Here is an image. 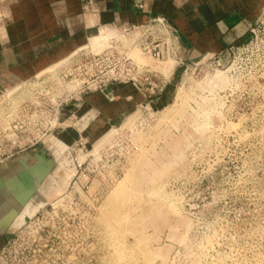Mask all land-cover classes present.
I'll list each match as a JSON object with an SVG mask.
<instances>
[{
  "label": "rangeland",
  "instance_id": "1",
  "mask_svg": "<svg viewBox=\"0 0 264 264\" xmlns=\"http://www.w3.org/2000/svg\"><path fill=\"white\" fill-rule=\"evenodd\" d=\"M254 9L243 43L184 67L135 51L167 77L162 95L115 120H63L43 161L0 166L1 204L19 180L31 191L11 216L0 210V264H264V0ZM100 28L54 72L78 77L84 54L107 45L95 38L115 33Z\"/></svg>",
  "mask_w": 264,
  "mask_h": 264
},
{
  "label": "crops",
  "instance_id": "2",
  "mask_svg": "<svg viewBox=\"0 0 264 264\" xmlns=\"http://www.w3.org/2000/svg\"><path fill=\"white\" fill-rule=\"evenodd\" d=\"M255 7L256 0H0V102L5 90L32 81L85 47L99 27L109 31L114 29L110 26L144 23L163 15L180 36L181 57L192 61L243 43ZM140 97L132 86L91 92L82 102L66 106L62 121L115 120L134 109ZM73 105L80 106L78 116L65 114ZM64 135L58 136L57 148L66 144ZM20 167L12 162L4 175L10 178ZM15 188L3 191L0 210L5 208L6 216L26 203L31 192L20 180ZM35 204L32 201L30 207ZM8 238L5 235L2 247Z\"/></svg>",
  "mask_w": 264,
  "mask_h": 264
},
{
  "label": "built area",
  "instance_id": "3",
  "mask_svg": "<svg viewBox=\"0 0 264 264\" xmlns=\"http://www.w3.org/2000/svg\"><path fill=\"white\" fill-rule=\"evenodd\" d=\"M111 27L115 33L108 39L106 47L84 54L78 77L71 78L72 73H55L56 65L32 81L4 91L0 102V166L22 156L34 155L43 161L47 139L63 126L64 108L73 100L82 102L91 92L105 91L117 85L132 86L145 98L162 95L168 86L167 77L141 62L135 51L155 60H173L182 67L186 65L187 60L181 57L180 36L165 16L156 15L144 23ZM46 74H49L46 83L40 85V79ZM26 90L32 95L29 101L12 100ZM38 148L39 154H35Z\"/></svg>",
  "mask_w": 264,
  "mask_h": 264
},
{
  "label": "bare ground",
  "instance_id": "4",
  "mask_svg": "<svg viewBox=\"0 0 264 264\" xmlns=\"http://www.w3.org/2000/svg\"><path fill=\"white\" fill-rule=\"evenodd\" d=\"M95 40H97V41H106V40H108V37L107 36H103V37H97V38H95ZM139 56V54H136V57H138ZM140 59V58H139ZM141 60V59H140ZM170 64H171V62H170ZM172 65V64H171ZM165 66V65H164ZM162 70H163V68H162ZM69 112V111H68ZM68 112H66V114L68 113ZM68 115V114H67ZM62 133H63V131H62ZM59 135H62V134H60L59 133ZM21 172L22 171H19V173L16 175V176H14L16 179H20L21 177ZM13 178V177H12ZM22 179V178H21ZM34 179H35V177H34ZM0 181H2L3 183L5 182L4 180H3V178H2V176H0ZM7 183H9V182H7ZM33 185H34V183H33ZM32 185V186H33ZM25 202V201H24ZM23 202V204H22V206H24V205H26L25 203ZM18 214V213H17ZM17 215H15V217H16ZM15 217L11 220V221H13L14 219H15ZM10 221V222H11Z\"/></svg>",
  "mask_w": 264,
  "mask_h": 264
},
{
  "label": "water",
  "instance_id": "5",
  "mask_svg": "<svg viewBox=\"0 0 264 264\" xmlns=\"http://www.w3.org/2000/svg\"><path fill=\"white\" fill-rule=\"evenodd\" d=\"M22 179L24 180L27 186H32L34 183V177L30 172L23 173Z\"/></svg>",
  "mask_w": 264,
  "mask_h": 264
}]
</instances>
